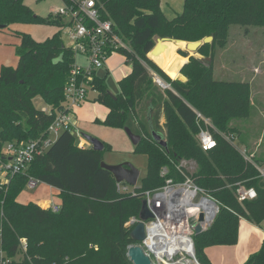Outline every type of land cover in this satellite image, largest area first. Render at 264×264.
Masks as SVG:
<instances>
[{
    "label": "trees",
    "instance_id": "trees-1",
    "mask_svg": "<svg viewBox=\"0 0 264 264\" xmlns=\"http://www.w3.org/2000/svg\"><path fill=\"white\" fill-rule=\"evenodd\" d=\"M97 1L103 6V17L128 42L129 50L118 52L132 62V70L118 82L116 96L93 73L94 101L108 110L104 125L125 128L128 118L136 124L141 141L134 153L146 155V175L132 192H119L112 174L100 166L102 152L79 148L72 133L62 132L25 172L0 183V250L8 264H132L127 257L128 246L134 244L132 228L126 222L138 218L146 191L162 188L167 180L184 181L177 167L188 161L196 166L192 181L219 208L210 226L193 236L196 259L211 264L204 250L235 245L240 220L260 228L264 221V182L253 164L223 137L237 136L231 122L249 116V87L214 79L212 64L214 47L225 43L232 26L264 25V0H183L182 13L173 19L166 18L160 0ZM47 20L61 25L52 17ZM44 21L24 0H0L4 26L0 30L12 23ZM154 36L183 44L209 36L213 41L195 52L203 59L191 56L181 67L184 82L169 78L150 57ZM179 54L188 57L184 51ZM18 56L16 67L0 70V170L10 158L7 148L3 151L5 144L18 147L44 139L53 120L66 112L64 88L74 64V53L61 39V30L44 43L22 35ZM154 76L168 88L156 84ZM37 97L49 113L34 106ZM195 111L212 123L216 145L211 150L203 151L197 143L202 124ZM152 131L164 136L167 148L152 139ZM254 162L260 163L256 158ZM30 180L58 191L59 212L18 202ZM238 182L254 188L257 198L237 202L232 185ZM243 264H264V238Z\"/></svg>",
    "mask_w": 264,
    "mask_h": 264
},
{
    "label": "rangeland",
    "instance_id": "rangeland-1",
    "mask_svg": "<svg viewBox=\"0 0 264 264\" xmlns=\"http://www.w3.org/2000/svg\"><path fill=\"white\" fill-rule=\"evenodd\" d=\"M24 3L35 15L43 18L45 21L17 22L0 30V70L2 67L17 66L19 60L18 47L21 45L22 35L28 36L36 43H44L54 38L60 31L56 24L47 20L53 17L62 7L60 0H24ZM160 7H162L167 19H173L182 13L183 0H160ZM153 39L156 42L157 39L161 38L154 36ZM63 41L65 45L69 42L65 36H63ZM125 45L130 48L128 42H125ZM213 50L214 79L243 83L249 87V116L233 120L231 126L236 129L238 147L240 149L245 147L260 162L259 164H264V25L232 26L225 43L223 45L217 44ZM179 51L186 52L188 57L181 56ZM163 52L167 55L176 52L178 56L183 59L185 58L184 60L187 59V61L191 56L203 59L201 55L187 52L183 45L176 48L165 46L162 49L158 46L157 50L153 54H150V57L159 64L160 67L154 62L169 78L171 77L162 67L163 60L161 54ZM77 60L80 64H85V60L82 57H78ZM203 61L206 63L205 60ZM131 70L132 62L127 61L126 57L117 51L110 55L103 69L98 71V75L104 79L108 92L116 96L119 94L118 82L127 76ZM177 80L185 82L186 78L180 74ZM95 96L96 94L91 92L89 100L87 103H84L94 105L95 111L89 117L92 119L80 117V124L76 126L73 122L76 120L75 114L72 116L71 123L74 129L72 134L75 138V144L79 148H87L89 143L82 135H87L98 140L104 145L102 162L106 165H118L122 163L133 165L139 171V179L136 185L138 187L140 186L141 179L145 177L147 172V157L141 153H134L133 144L124 128L109 127L103 124L104 119H102L101 113L106 111V107L94 101ZM33 103L40 110L47 108L39 97L35 98ZM81 108H76L75 113L77 114ZM126 124V127L136 134V127L131 118H128ZM7 147L8 145L5 144L3 151ZM189 163L184 164V169L193 172L195 167ZM2 177H4V173L0 170V179ZM125 186L129 190L133 189V187ZM199 198H201V195H198L197 200ZM17 200L22 204L49 201L47 204L40 206L43 209H50L49 207L53 204L60 205V199L56 191H51L48 186L39 182H37L34 189L24 188L18 195ZM134 218L136 217L130 218L125 226ZM194 222H196V219H194ZM261 227L264 229V221L261 223ZM255 228L260 229L258 226ZM256 238H258L260 244L256 250L258 251L263 241V232H258L257 234L251 233L249 224L240 220L238 241L235 245L209 247L204 250V254L211 264H243L254 253H248L251 250L249 240ZM23 241L25 242L24 239H21L20 243ZM183 257L188 258L187 256ZM183 257L179 256L178 260H183Z\"/></svg>",
    "mask_w": 264,
    "mask_h": 264
},
{
    "label": "built area",
    "instance_id": "built-area-1",
    "mask_svg": "<svg viewBox=\"0 0 264 264\" xmlns=\"http://www.w3.org/2000/svg\"><path fill=\"white\" fill-rule=\"evenodd\" d=\"M62 7L52 18L61 22V39L63 36L69 41L66 47L74 53V64L70 70V78L64 88V100L66 112L60 113L47 129V136L44 139L27 142L21 146L8 144L9 161L1 168L4 177L0 183L7 182L9 176L25 172L34 158L43 154L53 143V141L64 131L73 133L71 123L75 109L87 102L89 94L94 91L91 87L93 73L98 75V71L103 69L108 58L120 49L129 50L125 41L115 32L114 23L103 17V6L97 0H60ZM82 57L85 64H80L77 60ZM158 78V77H157ZM154 82L159 85L154 76ZM48 112L47 108L43 109ZM197 122L200 131L196 136L197 143L203 151L211 150L215 147L211 122L196 112ZM51 137V138H50ZM225 140L232 144L245 161L253 164L257 169L258 177L264 182V164L254 162V156L244 147L240 149L237 144V136L223 135ZM188 161H181L177 169L184 176V181L172 183L167 180L165 186L153 191L144 193V201L153 218L144 222L145 239L139 243L128 246L139 245L151 258L153 264H180L192 260L194 241V224L197 223L198 216L202 213L206 218L207 213H213L218 208L217 203L208 196L201 188L192 181L190 172L184 169V164ZM195 166L193 162H190ZM166 169L161 174L165 175ZM37 183L30 180L29 189H34ZM125 185L117 184V190L122 193L132 192ZM129 186V185H127ZM131 187V186H130ZM233 195L237 202L244 203L257 198V192L252 187H247L242 182L232 185ZM198 195L201 198L197 200ZM212 201L216 204L213 205ZM53 212H59L60 205L49 207ZM219 209V208H218ZM196 219V222H194ZM139 217L131 219L126 227L132 228L139 222ZM207 228V226H203ZM23 250L26 243L21 242ZM179 256L188 258L179 259ZM192 262V261H191ZM9 260L0 250V264H8Z\"/></svg>",
    "mask_w": 264,
    "mask_h": 264
},
{
    "label": "water",
    "instance_id": "water-1",
    "mask_svg": "<svg viewBox=\"0 0 264 264\" xmlns=\"http://www.w3.org/2000/svg\"><path fill=\"white\" fill-rule=\"evenodd\" d=\"M3 27L4 26L0 25V28H3ZM160 40L171 41V39H168V38L157 39L155 42V46L150 53L153 54L157 50L158 43ZM172 41L180 42L179 40H172ZM212 41H213V37L209 36V37H205L199 41L185 42L186 43L185 50L187 52L195 53L201 46H203L205 44H209ZM206 61L209 63L211 61V59L207 58ZM203 63H204V61H203ZM204 64L206 66H208V64H206V63H204ZM156 80L158 81L160 87H162L164 89L168 88V85L162 84L161 80L159 78L156 77ZM124 130H125L126 134L128 135L129 139L131 140L133 147L135 149L141 141V136L132 133V131L128 127H125ZM82 136L89 143L90 147L94 151H97V152L104 151V145L102 143H100L98 140H96L90 136H87V135H82ZM151 136H152V139L156 143L159 144V146H161L163 148H167V142L165 141L164 136L161 133H157L155 131H152ZM100 166H101V168H103L104 170H107L108 172H110L112 174L116 184L126 183L127 185H129L133 188L136 187L138 179H139V171L130 163H122V164H118V165H106L104 162H101ZM212 203L216 207V204L213 201H212ZM218 210L219 209L216 207L214 212L212 213L211 223L213 222ZM138 217H139L140 221L133 227V229L130 232V239L134 243H139L145 239L146 233H145L144 222L150 218H153V215L150 213V211L147 207L146 201L142 202V206H141ZM204 220H205L204 215L201 213L198 216L197 223L194 224L195 235L201 234L210 226L211 223L207 226V228H203L201 224L204 222ZM127 257L132 264H153L151 258L144 252L142 247H140L139 245H133V246L129 247L127 249ZM191 261H192V263L200 264L195 257V248H193V255H192Z\"/></svg>",
    "mask_w": 264,
    "mask_h": 264
},
{
    "label": "crops",
    "instance_id": "crops-1",
    "mask_svg": "<svg viewBox=\"0 0 264 264\" xmlns=\"http://www.w3.org/2000/svg\"><path fill=\"white\" fill-rule=\"evenodd\" d=\"M161 9H162V7H161ZM162 12H163V9H162ZM164 13V12H163ZM184 47H185V45H183ZM160 48V47H159ZM172 54H174V55H176V57L177 58H179V59H182L184 62L182 63V65L184 64V63H186V61L187 60H184L183 58H181L180 56H178V54L176 53V52H173V53H171L170 54V56L172 55ZM162 55V54H161ZM180 70V69H179ZM180 76V74H179V71H178V75H177V77L176 78H173V79H177L178 77ZM172 78V77H171ZM87 103V102H86ZM83 106V107H82ZM81 107H79V108H81L79 111H78V113L76 114V113H74L75 114V118H76V120L75 121H73L74 122V124L77 126V125H79L80 123H79V118L80 117H82V118H86L87 119V117L89 118V117H91V115H92V113L95 111V107H94V105H89V104H84V105H82ZM97 107V106H96ZM97 108H100V107H97ZM107 112H108V110L106 109V111H103L102 113H101V115L103 116V118L102 119H105L106 118V116H107ZM89 119H92V118H89ZM135 125V129H136V134H138V127L136 126V124H134ZM87 148H91L90 147V145H88L87 146ZM50 188V190L51 191H56V193L58 194V191L56 190V189H53V188H51V187H49ZM49 201H42V202H35L36 204H38L39 206H42V205H45V204H47ZM61 203V202H60ZM241 221H244V222H246L247 224H249V226H250V231H251V233H258V232H263V238H264V231H263V229L262 228H260V229H256L255 227L256 226H254L253 224H251V223H249V222H247V221H245V220H241ZM261 236V235H260ZM261 239H262V236H261ZM249 247H250V252H248L249 254L250 253H252V252H255L257 249H258V247H259V240H258V238H256V239H254V240H249ZM248 254V255H249Z\"/></svg>",
    "mask_w": 264,
    "mask_h": 264
},
{
    "label": "bare ground",
    "instance_id": "bare-ground-1",
    "mask_svg": "<svg viewBox=\"0 0 264 264\" xmlns=\"http://www.w3.org/2000/svg\"><path fill=\"white\" fill-rule=\"evenodd\" d=\"M182 45H185V47H186V43L183 44L181 42H174V41H169V40H160L159 43H158V46L161 49L164 48L165 46H167V47H175L176 48V47H180ZM162 60H163V64H162L163 70L170 77L176 78L177 75H178V71H179V69L182 66V63L184 61L182 59L177 58L176 55H174V54H172L170 56V54L167 55L165 52L162 53ZM211 216H212V213H210V211H209V213H207L206 218H205V220L203 222V226H207V225L210 224ZM180 264H192V262H191V260H187L186 263H180ZM193 264H195V263H193Z\"/></svg>",
    "mask_w": 264,
    "mask_h": 264
}]
</instances>
